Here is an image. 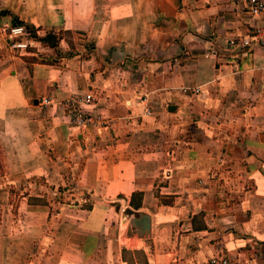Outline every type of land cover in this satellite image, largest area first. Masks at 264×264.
<instances>
[{"label": "crops", "instance_id": "crops-1", "mask_svg": "<svg viewBox=\"0 0 264 264\" xmlns=\"http://www.w3.org/2000/svg\"><path fill=\"white\" fill-rule=\"evenodd\" d=\"M16 18L58 45L13 49ZM257 27L232 0H0V264H264V43H228ZM86 93L102 128L61 104ZM37 179L78 204H31Z\"/></svg>", "mask_w": 264, "mask_h": 264}, {"label": "built area", "instance_id": "built-area-1", "mask_svg": "<svg viewBox=\"0 0 264 264\" xmlns=\"http://www.w3.org/2000/svg\"><path fill=\"white\" fill-rule=\"evenodd\" d=\"M233 3H240L244 5L247 11L253 15H259L264 13V0H232ZM7 37L10 40L11 47L13 49L25 50L32 45V37L28 34L26 28L21 24H13L7 28ZM264 43V27L255 28L254 32L249 37L232 38L228 40V43L233 46L238 45L241 47L251 46L252 43ZM195 91H198L196 88ZM93 96L91 93L84 95H72L62 100L61 104L66 110L71 123L77 127H85L91 125L93 127H104L105 120L100 115L91 114V112L84 107L93 103ZM41 105L46 106L52 102L50 98L43 97L40 100ZM149 111L147 110L146 113ZM210 264H246L235 259H231L224 255H216L209 259Z\"/></svg>", "mask_w": 264, "mask_h": 264}, {"label": "rangeland", "instance_id": "rangeland-1", "mask_svg": "<svg viewBox=\"0 0 264 264\" xmlns=\"http://www.w3.org/2000/svg\"><path fill=\"white\" fill-rule=\"evenodd\" d=\"M24 51V50H23ZM1 170V167H0ZM43 183L41 182L40 179L34 180L31 183H20L19 184V192L21 193H29L31 194L28 200L31 204H36V205H48L50 206V208H52V212L56 211L58 208L57 206L60 204H65V203H69V204H78V202H74L75 200V195H71L68 192H61L62 189H58L55 193H52L48 188H44L42 187ZM17 190V191H18ZM72 193V192H71ZM18 195V194H16ZM83 196V195H82ZM78 197V196H77ZM84 197L87 198L84 194ZM90 198L88 200H86V203L90 202ZM84 202H81V204H83ZM55 213V212H53ZM125 228V224H121V230H122V236L125 237L126 234V228Z\"/></svg>", "mask_w": 264, "mask_h": 264}, {"label": "water", "instance_id": "water-1", "mask_svg": "<svg viewBox=\"0 0 264 264\" xmlns=\"http://www.w3.org/2000/svg\"><path fill=\"white\" fill-rule=\"evenodd\" d=\"M124 214L126 219V221L123 222L126 228L125 235L130 236L132 234H136L139 237L149 235L150 218L147 214L142 212H135L130 208H127Z\"/></svg>", "mask_w": 264, "mask_h": 264}, {"label": "trees", "instance_id": "trees-1", "mask_svg": "<svg viewBox=\"0 0 264 264\" xmlns=\"http://www.w3.org/2000/svg\"><path fill=\"white\" fill-rule=\"evenodd\" d=\"M3 14L6 13V11H2ZM14 24H21L23 25L28 34L38 40L41 41V43H44L50 47H53L55 48L57 45H58V41H59V38H60V34H52V33H48V34H45L44 36H38L37 33H36V29L29 25V24H26L24 22H22L21 20H19V18L17 19H14Z\"/></svg>", "mask_w": 264, "mask_h": 264}]
</instances>
